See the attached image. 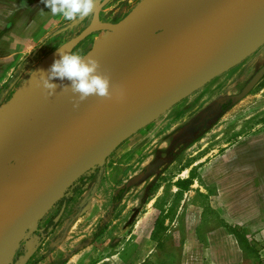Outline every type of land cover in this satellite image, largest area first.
Masks as SVG:
<instances>
[{"label":"rangeland","instance_id":"rangeland-1","mask_svg":"<svg viewBox=\"0 0 264 264\" xmlns=\"http://www.w3.org/2000/svg\"><path fill=\"white\" fill-rule=\"evenodd\" d=\"M142 1L0 0V105L90 22L94 9L97 22L115 23ZM104 34L87 35L64 62ZM263 63L264 43L122 141L8 244L0 264H264V182L235 172L238 151L228 152L243 140L251 148L264 139V72L230 101ZM221 156L224 164L214 162ZM181 179L185 188L175 184ZM229 224L239 249L221 228Z\"/></svg>","mask_w":264,"mask_h":264},{"label":"water","instance_id":"water-1","mask_svg":"<svg viewBox=\"0 0 264 264\" xmlns=\"http://www.w3.org/2000/svg\"><path fill=\"white\" fill-rule=\"evenodd\" d=\"M263 6L264 0H143L115 23L97 22L94 9L84 28L42 58L0 105V254L122 141L262 45L264 32H250ZM98 29L105 34L64 62ZM165 41L193 52L152 69ZM263 72L264 63L231 103ZM11 161L29 164L17 182L3 181Z\"/></svg>","mask_w":264,"mask_h":264},{"label":"crops","instance_id":"crops-1","mask_svg":"<svg viewBox=\"0 0 264 264\" xmlns=\"http://www.w3.org/2000/svg\"><path fill=\"white\" fill-rule=\"evenodd\" d=\"M257 137V136H256ZM258 138V137H257ZM246 140H243V142H238L235 146H232L228 148V152L230 154H233L235 150L238 151V157L237 159H235L234 161H232V163L230 165L234 166L236 169H235V172L239 173V175H245V174H253L252 176L256 179L259 180V183L261 184V186L263 187V182H264V179L263 176H264V139H262L261 143L259 146L256 145V143L253 144L254 147H251V148H246V145H247V142H244ZM236 147V148H235ZM231 151H230V150ZM256 151L258 154H255V153H252ZM250 154V157H246L247 155ZM253 154H254V158H253ZM225 156H221V158H219L218 160H215L214 162L216 163H225ZM212 163L211 165L214 167V166H219L220 164H214ZM253 164H255V166H253ZM250 167L252 170H250ZM247 171V173H246ZM229 173L226 172V173H222V178L221 181L222 183L224 182V178L225 176H227V174ZM244 173V174H243ZM218 175V174H216ZM229 176V175H228ZM259 176V178H258ZM215 177V174L212 173L211 175L207 173V178L209 179H213ZM217 179L219 178V176H216ZM258 193L262 192L264 193V189L260 187V189H258ZM94 200V199H92ZM229 226H234V225H225V227H221L223 231L227 232V234H231L233 237H234V243L236 245V247L239 249V244L238 242L236 241L235 239V236L234 234L229 230ZM238 259H237V263H238Z\"/></svg>","mask_w":264,"mask_h":264},{"label":"bare ground","instance_id":"bare-ground-1","mask_svg":"<svg viewBox=\"0 0 264 264\" xmlns=\"http://www.w3.org/2000/svg\"><path fill=\"white\" fill-rule=\"evenodd\" d=\"M263 32H264V6L261 11V14L258 16L257 20L253 23L250 36L252 38H255L258 37ZM159 50L161 51L159 53V56H157V58L153 60L151 66L152 69L157 68L161 64H162L161 66L164 65L166 66L174 61H181L182 59H185L193 52L192 47L179 42H172V41H165ZM28 165L29 164H16L8 167H6L7 165H5L2 168V170H8L13 174H8V175L2 174L3 181L7 180L9 182H17L21 178L22 174L25 172Z\"/></svg>","mask_w":264,"mask_h":264},{"label":"trees","instance_id":"trees-1","mask_svg":"<svg viewBox=\"0 0 264 264\" xmlns=\"http://www.w3.org/2000/svg\"><path fill=\"white\" fill-rule=\"evenodd\" d=\"M76 181H77V180H76ZM76 181H75V182H76ZM75 182H74V183H75ZM74 183H73V184H74ZM73 184H72V185H73ZM175 184H176L177 187H179V188H185V186H186V185H185V180H183V179H181V180H177V181L175 182ZM72 185H71V186H72ZM71 186H70V187H71ZM117 197H119V195H118ZM50 224H51V223H50ZM229 227H230L229 230H230L234 235L237 234V230H236V228H234L235 226H229ZM235 239H236V241L240 242L238 238H235Z\"/></svg>","mask_w":264,"mask_h":264},{"label":"flooded vegetation","instance_id":"flooded-vegetation-1","mask_svg":"<svg viewBox=\"0 0 264 264\" xmlns=\"http://www.w3.org/2000/svg\"><path fill=\"white\" fill-rule=\"evenodd\" d=\"M92 15H93V13H92ZM98 17H100V12H97V18H98ZM102 22H104V21H102ZM107 22H108V23H113V21H107ZM87 24H88V23H87ZM78 43H79V42H78ZM78 43H77V44H78ZM77 44H76V45H77ZM76 45H75V46H76ZM71 50H72V49H71Z\"/></svg>","mask_w":264,"mask_h":264}]
</instances>
